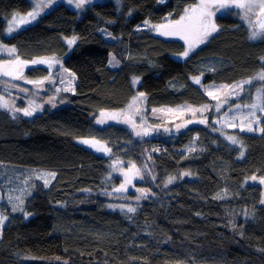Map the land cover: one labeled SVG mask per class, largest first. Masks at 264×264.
I'll list each match as a JSON object with an SVG mask.
<instances>
[{
    "label": "trees",
    "instance_id": "16d2710c",
    "mask_svg": "<svg viewBox=\"0 0 264 264\" xmlns=\"http://www.w3.org/2000/svg\"><path fill=\"white\" fill-rule=\"evenodd\" d=\"M121 2L120 9L103 0L79 11L58 3L6 36V18L32 4L0 0V41L15 46L23 59L63 57L62 64L76 77L74 91L55 92L51 80L44 79L50 76L45 67H28L24 77L43 80L42 89L58 97L60 106L15 118L0 108V171L6 178L56 173L47 177V186L34 179L35 191L24 197L28 218L11 211L0 180V212L7 217L0 234V264H264L262 189L248 181L253 175L264 177V132L223 131L242 142L240 157L239 148L213 123L218 113L211 110L198 120L150 118L167 131L149 134V140L135 137L120 123L94 122L100 111L119 110L130 102L133 77H140L137 90L145 93L147 109L211 103L190 78L215 84L248 79L264 66V39H249L234 8L216 15L217 33L178 59L173 55L184 51L181 41L136 26L145 20L161 22L169 13L177 18L196 0ZM70 36L78 37L71 48L65 40ZM110 53L119 61L115 67L109 65ZM7 58L0 53V61ZM27 84L0 78V94H15L22 104L34 102L38 98L32 96L41 91ZM249 87L227 106L249 102ZM205 118L206 124L198 122ZM80 137L104 141L109 155L77 144ZM111 160L133 162L151 176L143 183L151 194L135 204L134 213L108 208L113 199L106 193L120 181L109 175ZM182 172L191 175L181 178ZM169 176L177 179L165 187ZM217 194L223 198L214 199Z\"/></svg>",
    "mask_w": 264,
    "mask_h": 264
},
{
    "label": "snow or ice",
    "instance_id": "6c2138e0",
    "mask_svg": "<svg viewBox=\"0 0 264 264\" xmlns=\"http://www.w3.org/2000/svg\"><path fill=\"white\" fill-rule=\"evenodd\" d=\"M33 7L24 15H19L18 13H13L11 19L8 21L7 33L11 34L14 31L19 30L20 28L31 24L33 21L37 20V18L49 7L56 3V0H32ZM160 3H164L165 0H159ZM69 5H73L76 9H82L87 4L92 3V0H67ZM117 3H120V0H117ZM235 8L238 11V14L241 15V19L244 20L249 25L250 35L249 39L257 40L264 39V0H196L195 3L187 5L183 9V13L180 14L179 19H170L172 13H169L168 16L164 17V23L160 24H152L151 21L145 20L144 27L148 28L151 31H155L162 36H180L181 39L185 40L187 47L182 53L178 55L182 57H187L190 52L193 51L198 45L204 44L208 41V39L219 31V25L215 22V16L217 13L222 12L224 10H229ZM129 14H131V10H129ZM140 26H137V30H139ZM109 37L112 36L111 33H107ZM114 38V37H113ZM78 37L72 36L71 38H66L67 44L69 48L76 43ZM0 50L7 51L10 54L16 53L15 46L8 47L7 45L0 44ZM264 61V57L260 58ZM9 63L14 64L16 66V71L9 72L4 71L3 75L11 76L13 79H22L23 78V68L31 65L43 64L47 65L49 69H51L54 65L60 64V60L56 56L49 57H39L32 59L31 61H24L19 58V55L16 56L15 61H9ZM118 64L119 61L116 60L114 56L110 55L109 64ZM61 67H63L61 65ZM67 72V69H64ZM71 79L68 81L69 85H71L72 81L75 80V73H69ZM203 75V73H201ZM44 79H51V75L45 77ZM140 77H133V84L135 85L139 81ZM194 82L199 84L200 77H194ZM27 83L35 84L37 86L43 85V80H28ZM64 81L61 80V83ZM254 82H259L260 87L256 89V95L252 96L251 103L244 104H236L234 107L237 109L246 108L250 109L248 114L245 116L241 114L240 117V130L241 131H260L264 132V128L258 127L260 124V117L257 115L256 110L259 109L261 114H264V66L253 76L248 79H244L241 81L233 82L232 84H221V85H211L208 86L212 90L207 91V95L212 97V99L216 100L217 103L215 105L216 109L219 110L223 104L229 102V97L232 96H240L241 93L246 91L245 86H251ZM15 87V85H13ZM60 91V89H57ZM64 91H74L73 88L67 87ZM145 99V93H138L137 96L132 98V102L129 104V109L133 108L134 105L138 104L139 101ZM39 105L29 106L26 108H13L11 111L13 113L22 112L24 116H32L35 111L39 108ZM210 106L205 104L200 108H193L192 106H186V110L191 111L193 114L196 112H200L203 114ZM0 108H8V103L4 101L3 97H0ZM158 111V109H153V112ZM167 111L171 112L172 109H167ZM140 109L137 107L134 112L128 114L124 122L132 123L133 127H135L134 117L139 115ZM123 113H107L105 111H101L100 117L97 120V123L104 124L106 120L109 119H117L118 115H122ZM228 113H225L224 117L221 120L227 118ZM15 118V115L13 116ZM236 117H232V122L228 123V127L235 128L238 125L234 122ZM201 124L207 123V118L201 119L198 121ZM187 123H192V121H188ZM184 125H178V127H183ZM217 131V129H213ZM140 133H137L139 135ZM144 135L148 134V131L145 130ZM195 139V138H194ZM226 139L231 142L233 145H240V157L244 156L243 144L242 142L234 135L226 136ZM81 143L94 148L96 151H102L104 153H109L111 150L107 148L106 145L102 144L101 141L93 138L82 139ZM189 151H194V149L189 148ZM118 161L114 162V165L118 164ZM191 175L189 172H182L180 177ZM55 172H41L37 176L38 179L44 180V185L47 186L50 183V180L47 177L55 178ZM125 180L124 183L120 185L119 188L115 189L116 192H123L127 190V186L132 184L133 177L143 178L140 174V169H137L133 164L129 168L128 172L124 173ZM177 179L176 176H169L165 181V187L168 184L173 183ZM251 180L256 181L257 177L253 175ZM259 182L264 184V177L259 178ZM140 193V196H137L136 199L139 200L141 198H147L149 189H137ZM107 195H111V193H106ZM223 197L220 194H217L214 199H222ZM18 201L17 204H13L12 211L15 212L17 210L23 211L25 217L31 215V213L23 210L24 200L21 197H16ZM261 203L264 204V199L261 200ZM109 207H116L113 205H109ZM121 210L123 211L126 208L127 213H134L136 208L131 205H119ZM249 213L246 211L245 216L247 217ZM7 217L0 213V226H2ZM233 227L235 225L233 224ZM67 264V262H65Z\"/></svg>",
    "mask_w": 264,
    "mask_h": 264
},
{
    "label": "rangeland",
    "instance_id": "374dc122",
    "mask_svg": "<svg viewBox=\"0 0 264 264\" xmlns=\"http://www.w3.org/2000/svg\"><path fill=\"white\" fill-rule=\"evenodd\" d=\"M29 1L31 2L32 7H33L32 0H29ZM95 1H103V0H92V2H95ZM111 1H113L116 4V6H117L118 9L121 8V3H122L121 0H120V3H117V0H111ZM58 3H64L65 5H67L68 7H70L71 9H74V10H77V11L81 10V9H76L74 7V4L73 5H69L67 3V0H56V3L55 4H58ZM55 4H53L51 7H49L48 9H46L43 13L49 11ZM31 8H30V10H31ZM233 9L234 8L229 9V10H233ZM229 10H224V11L219 12L217 14H224V13L228 12ZM28 11L23 12V13H18V14L19 15H24ZM11 17H12V15H10L9 17L6 18V23H5V28H4V34L6 36H10L11 34H13V33H15V32L18 31V30L17 31H14L11 34L7 33L8 21L11 19ZM170 19H179V16L177 18H170ZM240 19H241V15H240ZM35 21H33L32 23H34ZM164 22L165 21L163 20L161 22H154V23L151 22V23L152 24H160V23H164ZM215 22H216V20H215ZM242 22L249 29L248 23H246L244 20H242ZM28 25H30V24H28ZM28 25H26V26H28ZM26 26H24V27H26ZM137 26H140L139 29H147V30H149L148 28L144 27V21H142L141 23H139ZM24 27H22V28H24ZM151 32L154 33V34H156V35H159L160 37H163V38H167V39L168 38H172V39H177V40L181 41L183 43V45H184V50L187 47V45L185 43V40L184 39H181L180 36H162V35H160L159 33L155 32V31H151ZM249 32H250V30H249ZM107 33L108 32L106 30H103V35L106 37V39L109 40V41H113V37L112 36L109 37L107 35ZM71 37L72 36L65 37V40H66V38H71ZM0 44H4V43H2L0 41ZM4 45H7V44H4ZM200 45H198L197 47H199ZM7 46L8 47H12V45H7ZM0 53L6 55L8 57L7 59H4V60L0 61V76H5L2 73L4 71H9V72L16 71V66L14 64L9 63V61H15L16 56H17L16 53L15 54H10L9 52L3 51V50H0ZM110 55L111 56H114L112 53H110L109 54V60H110ZM51 56H53V55H51ZM54 56H56L60 60L61 63L58 64V65H54L51 69H49L47 65H43V64H38V65H31V64H29L28 66L24 67L23 70L26 69V68H28V67H35V66L45 67L48 70V74L47 75H49V74L52 75L53 74V77L54 76H57L58 77V81L57 82L61 86L58 87V88H56L57 87V84H56L55 85V88H54L55 89V92H57V89H59V88H60V91H64V89L67 88V87L73 88V85L75 83V80L72 81L71 85H69V83H68V81L71 79V76L69 75V73H72V72L70 70H68L67 68H65L64 65L62 64L63 57H59L57 55H54ZM173 56L175 58H178V59L185 58V57H182V56H180L178 54H175ZM39 57H49V56H38V57L31 58V59H23V58H20V57L19 58L21 60H24V61H31L32 59L39 58ZM61 65L63 67H61ZM116 65L117 64L114 63V64H112L110 66L111 67H115ZM64 69H67L68 71L65 72ZM194 77H197V76H192L190 78V80L192 81L193 84L199 86L205 92L206 95H207V91H211L212 90L208 86H211V85H217L218 86V85H221V84H225V83L215 84V83H212V82H210V83H202L201 82V78H200V83L197 84L193 80ZM23 78L27 79L26 77H24V74H23ZM61 80H63L64 82L61 83ZM32 81H36V79H33ZM45 81L46 82H49L48 79H45ZM138 82L134 85L133 84V78L131 79V83H132V85H133V87L135 89V92H134L133 97L137 96L138 93H141V91L137 90ZM246 86H245V88H246ZM35 87L37 88V90H40L41 91V94H40L39 97L38 96H35V95L32 96L35 99L38 98L36 101L31 102V100H29V101H26L25 104H22V103H20L18 101L17 96L15 94H12L11 95L12 97L10 98V104L12 105L11 107H14V108H26V107H29L30 105L31 106L39 105L40 107L37 109V111H35V112H38V111H40L43 108L56 109V108H58L60 106V103L58 101V97H54V96H51L50 94H47L46 91L44 89H42V86L35 85ZM258 87H260V83L259 82H254V84L249 87V92H248V89H247V95L250 98V101L249 102H237V103L232 104V105H229L228 104V106H227V103H226V104H223L219 110H217L216 107H215L217 101L214 100V99H212V97H210L209 95H207L209 98L212 99V101H211V103H206L210 107L203 114H201L200 112H196L195 114H193L191 111L186 110V106H189L190 105V104H186V103L185 104H180V105L174 106V107H159V108H157V107H151L150 109H147V107H146V97L142 101H139L138 104L134 105L133 108L129 109L128 106L132 102V98H133L132 97L131 100H130V102L125 107H123L122 109H119V110H107V111L103 110V111H105L107 113H117V114L123 113L122 115H118L117 116V119H109V120H106L105 123L112 122V123H120V124H123V125L127 126L133 132V134L135 135V137L141 138L142 136H144L143 133H144L145 130L148 131V134H152V133H155V132L165 133L167 131V129L164 126L153 125L150 122V118H157L158 117L160 119H163L164 121H172V122H175V121L184 119L186 117H195L198 120L201 117H203L201 115H204V114H206V112H208V111L211 110V111H213L216 114L218 113V118L215 119L213 121V123L216 125L217 128H219V129L222 130L221 131V135L225 139H226V136H228V135H234V136H236V135L233 134V133H224L223 132L224 130H238L240 132L258 134V133H260V131L249 132V131H246V130L245 131H241L240 130L239 125H240V117H241V114H243V115L246 116L248 114V112L250 111V109H246V108L237 109V108L234 107L236 104L251 103L252 102V99L251 98H252V96H254V95L257 94L256 93V89ZM40 91H38V93ZM64 92H69V91H64ZM245 93L246 92L241 93V95H244ZM240 96H232V97H229L228 99L229 100L236 99V98H238ZM203 105H205V104L190 105V106H192L193 108H200ZM137 107L140 109V113H139V115H136L134 117L135 127H133V124L132 123H126L124 121L126 119V116L128 114H131L132 112H134ZM153 109H158V111L153 112ZM167 109H172L173 111L169 112V111H167ZM256 112H257V115L260 117V121H261L260 124L258 125V127L263 128V123L262 122L264 120V114H261L259 112V109H257ZM11 113H12V115H15V116L29 117V116H24L22 112H18V113L11 112ZM100 113H101V111L97 114L96 118L94 119V122L96 124H98V125L101 126L103 124L97 123V120L99 118H101L100 117ZM225 113H228L227 118L221 120V118L224 117ZM232 117H236V120L234 122L238 126L235 127V128L228 127V123L229 122H232ZM137 133H140V134L137 135ZM88 138H93V137H80V138L75 139V142L77 144H79V145H81V146L89 149V150L94 151L95 153H97L99 155H104V156H108L109 155V153L106 154V153H104L102 151H96L94 148L89 147V146H87V145H85V144H83V143L80 142L82 139H88ZM94 138L96 140L101 141L102 144L106 145V143L104 141H102V140H100V139H98L96 137H94ZM236 146L239 148V152H240V145H236ZM107 148H109V147L107 146ZM243 151H244V148H243ZM115 161H117V160H111L110 163H109V175L118 176L119 179H120V181H119V184H117L114 187V190L111 192V194H112L111 198L113 199V201H111L110 203H108L109 205H113V206H116V207H109V205H108V208H110V209H117V210H120V211H122V210L119 207V205H131L132 207L135 208V204H136V207H137V205H139V203L142 200L145 199V198H141L139 200L136 199L137 196H140V193L137 191V189H142V188L149 189L148 187L144 186L143 183L147 180L148 177H151V176H148L147 175V171H146L145 167H141L140 168V174H141V176L143 175L144 180H143V178L141 179L140 177H133L132 184H130V185L127 186V190L126 191L116 192L115 189L119 188L120 185L122 183H124V180H125L124 173L129 171V168L131 167V165L134 164L136 166V164L133 163V162L132 163L130 162L129 164L124 165V164H122L121 162L118 161L119 163L116 164V165H114V162ZM136 168L139 169V167H137V166H136ZM5 174L6 173H3L2 171H0V180L3 182V184L5 185V188L7 189V191H6V199H7L8 203H9L7 205L10 207V209L12 211L13 204H17L18 203V201L16 200V197H21L24 200L25 199L24 198L25 196L31 195L35 191V185H36V183L34 182V179H36L38 182H39V179L37 178V175H35V177L33 178V176H29V174L23 173V176H20L18 174H12V176H10V181H9L6 178V175ZM13 178H15V179H13ZM248 178L247 179H248V181L250 183H256V184H258L261 187V189H262V199H264V184H261L259 182V177H257V180L256 181L251 180L250 179L251 177H248ZM31 179H33V180H31ZM49 180H50V178H49ZM41 181L44 182L43 179H41ZM25 191H27V193ZM150 194H151V191L148 193V195H150ZM22 207H23V210H24V204H23ZM125 211H126V208L122 212L125 213ZM16 212H23V211L17 210L14 213H16ZM126 213H127V211H126ZM30 216L31 215H29V216H27L25 218H28ZM2 226H0V234H1V228H2Z\"/></svg>",
    "mask_w": 264,
    "mask_h": 264
},
{
    "label": "crops",
    "instance_id": "0c3cea01",
    "mask_svg": "<svg viewBox=\"0 0 264 264\" xmlns=\"http://www.w3.org/2000/svg\"><path fill=\"white\" fill-rule=\"evenodd\" d=\"M3 73V72H2ZM0 78H7V79H12V80H23L25 83L26 81L28 80H31V79H25V78H22V79H13V77L11 76H0ZM51 80V83L54 85V88H55V85L57 84V87H60L61 85L57 82L58 81V77L57 76H52V78L50 79ZM27 85L31 86L34 90H37V88L35 87L34 84H31V83H28ZM60 89V88H59ZM0 97H3L4 101H6L8 103V108H2V109H5L7 110L9 113H11V109H13L14 107H11L12 105L10 104V98L12 96L10 95H2L0 94ZM12 114V113H11Z\"/></svg>",
    "mask_w": 264,
    "mask_h": 264
},
{
    "label": "water",
    "instance_id": "95a60500",
    "mask_svg": "<svg viewBox=\"0 0 264 264\" xmlns=\"http://www.w3.org/2000/svg\"><path fill=\"white\" fill-rule=\"evenodd\" d=\"M146 139L149 140L151 138V136L149 134L145 135Z\"/></svg>",
    "mask_w": 264,
    "mask_h": 264
}]
</instances>
